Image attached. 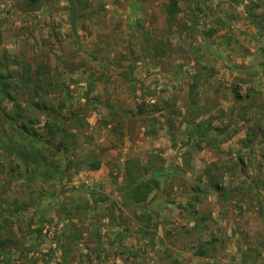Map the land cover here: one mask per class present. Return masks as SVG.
<instances>
[{"label":"rangeland","instance_id":"obj_1","mask_svg":"<svg viewBox=\"0 0 264 264\" xmlns=\"http://www.w3.org/2000/svg\"><path fill=\"white\" fill-rule=\"evenodd\" d=\"M66 1L0 0V264H264V0Z\"/></svg>","mask_w":264,"mask_h":264},{"label":"crops","instance_id":"obj_2","mask_svg":"<svg viewBox=\"0 0 264 264\" xmlns=\"http://www.w3.org/2000/svg\"><path fill=\"white\" fill-rule=\"evenodd\" d=\"M215 44L216 45L213 46L214 48L213 47L211 48V46L209 45V49L214 51L216 48H219L218 51L220 52L221 49L225 48L228 45V43H222V44L215 43ZM184 45L186 46V49H188V51H190V48L192 46L191 43L188 42V43H185ZM204 46L206 49V43L204 45L202 44V47H204ZM194 48H196V51H197L198 45H196ZM206 55H208V56H206ZM207 57L208 58L212 57V56H209V54H207V50L206 51L204 50L203 52L198 51L197 54H195V55L194 54L188 55V59H186V61H185L188 65L186 67L182 68L183 72L186 74V77H188V79L191 80V81H189V85L186 86V88H185V89H187L188 93L193 94L194 91L203 90V88H204V87H200L199 85H196V83H194V79L201 78L202 75L209 77L212 75L211 73H214L217 70L219 71V73L223 72L222 70L218 69V66L216 64L217 62H215L216 60H214V62H215L214 64L212 63V65H210L211 61L209 59H207ZM225 61H227V59ZM206 73H209V74H206ZM196 100H197V98H196ZM194 103H191V104H194ZM189 105H190V103H189ZM189 105L181 108L182 116H184L182 119V127H185L184 129L186 130V132L188 134L187 137L192 139V140L202 141V145L204 142H206V143L212 142L213 143L212 148H214L213 153L216 152V154H218L219 152H221V149H220V144L217 141L216 134L213 132L210 133L209 129H206L203 126L207 122L206 121L207 119H203V115L200 116L201 112L203 110L202 103L201 102H199L198 104L196 103V105L199 107V110H198L199 114L198 115L200 117L198 116V118H196L195 120H191L188 117L187 110H188V108H190ZM189 129H191L193 133H189ZM178 134H179V132L175 133V132L171 131L169 135L178 136ZM164 135H165V132H163L161 130V131H157V135L154 138H152L151 148L154 151L161 152L160 150H163L162 148L166 147L165 153H169L170 148H168L169 146L166 145L165 140L162 138V136H164ZM172 141H173V143H172L173 146L176 147L175 151L179 150V149H177V148H179V147H177L179 145V137H173ZM200 151L198 150V152H200ZM213 153H211V152L208 153L207 148L203 149L200 152V154H207V156H211V154H213ZM216 154L214 153V155H216ZM165 155L166 154H164L163 157Z\"/></svg>","mask_w":264,"mask_h":264},{"label":"trees","instance_id":"obj_3","mask_svg":"<svg viewBox=\"0 0 264 264\" xmlns=\"http://www.w3.org/2000/svg\"><path fill=\"white\" fill-rule=\"evenodd\" d=\"M68 10L71 16L70 27L74 31L75 26V0H67ZM177 11L176 4L172 3L170 8L166 9V12L169 16H174ZM75 33V31H74ZM0 88H1V81H0ZM138 164L133 161L129 160L126 161L124 166V175L125 178L129 181V186L127 188V196L130 198L131 202L140 203L144 202L148 195L152 192L153 189L157 188L156 183L150 184L146 180H144L140 175V168L137 166ZM88 170L90 171H98V165H88ZM152 186V187H151ZM171 263L179 264L176 260H172Z\"/></svg>","mask_w":264,"mask_h":264}]
</instances>
